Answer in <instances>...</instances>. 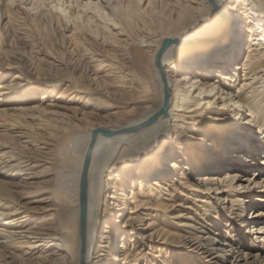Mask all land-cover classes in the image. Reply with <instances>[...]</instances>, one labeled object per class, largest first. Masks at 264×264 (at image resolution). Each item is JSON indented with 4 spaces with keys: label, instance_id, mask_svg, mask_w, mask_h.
Here are the masks:
<instances>
[{
    "label": "bare ground",
    "instance_id": "6f19581e",
    "mask_svg": "<svg viewBox=\"0 0 264 264\" xmlns=\"http://www.w3.org/2000/svg\"><path fill=\"white\" fill-rule=\"evenodd\" d=\"M40 1L0 3V264H264V0Z\"/></svg>",
    "mask_w": 264,
    "mask_h": 264
},
{
    "label": "rangeland",
    "instance_id": "374dc122",
    "mask_svg": "<svg viewBox=\"0 0 264 264\" xmlns=\"http://www.w3.org/2000/svg\"><path fill=\"white\" fill-rule=\"evenodd\" d=\"M4 1H6V2H8L7 4H10L12 7H14V10H15V12H17V11H19V9H21L20 7H23V5L24 6H29L30 7V9L32 10V12H34V13H36V14H38L39 12H42L43 11V4H42V2L40 1V0H0V3L1 2H4ZM56 3H58V4H63V0H54ZM5 2V3H6ZM15 2V3H14ZM26 4V5H25ZM24 29H26V27L24 28ZM27 30H29V31H27ZM26 31V33L24 34V36L26 35V37L29 35L30 37V40H40V36H39V34L38 33H36V32H34V31H32L31 29H27ZM30 30H31V32H30ZM22 33H23V31H21ZM34 32V33H33ZM28 34V35H27ZM32 35V36H31ZM33 35H35V36H33ZM33 37L35 38V39H33ZM38 38V39H37ZM57 47V48H56ZM55 47V50H56V52L58 53L59 52V54L58 55H60L61 57L62 56H64V53L63 52H65L64 50H62L61 48L59 49V45H57ZM9 48V47H8ZM10 49V48H9ZM63 51V52H62ZM9 52H11V54L12 55H15V56H17V57H19V58H21L22 56H21V54L23 53L22 51H20V50H18V49H16V48H11L10 50H9ZM26 56H28V55H26ZM236 65L238 64H241V62L238 60L236 63H235ZM48 70V69H47ZM53 73H55V74H57V75H59V76H61L63 73L62 72H53V70H50V74H53ZM54 74V75H55ZM3 83H5V82H3ZM38 87V86H37ZM63 90H64V88L62 89H60V92L59 93H61V92H63ZM42 96V94L40 93L37 97L38 98H40ZM59 99V95H57L55 98H52V99H50V98H47V94H45L44 95V98H43V100H42V103H44V105H52V107H54L55 109H57V110H61L63 113H69L70 112V110H69V108L71 107V105L69 104V102H68V100H66V99H64V100H58ZM41 101V100H40ZM9 108H12V107H9ZM111 112H119L116 108H114V109H112V111ZM103 116H105V115H103ZM45 132V131H44ZM161 139L162 138H160V137H158V138H156V140H153V139H151L150 141H149V143H147V144H141V145H139V149H142V151H145V152H150V151H152V150H154L155 149V147H156V144L158 143H160L161 142ZM157 141V142H156ZM170 147H171V145L170 144H166L165 145V147L163 148V147H161L162 148V150H160V151H158L157 152V154L158 155H161L162 156V154L163 155H165V154H167L168 152H170ZM65 164H67V161H66V163ZM69 164V163H68ZM128 173V172H127ZM198 177H200L199 175H196V174H194V175H192V178H190V183L192 184V185H194L195 186V184H197L196 182H197V178ZM69 196H70V199L71 198H73L72 200H74V196H73V193H70L69 194ZM174 227V226H173ZM172 229H174L172 232L173 233H176L175 231L178 229V228H172ZM180 236H185V235H187L186 233H182V232H180V234H179ZM182 238V237H181ZM185 240V239H184ZM186 258H190V257H186ZM190 259H192V261L193 262H195V260H194V258H190ZM196 263V262H195Z\"/></svg>",
    "mask_w": 264,
    "mask_h": 264
},
{
    "label": "water",
    "instance_id": "95a60500",
    "mask_svg": "<svg viewBox=\"0 0 264 264\" xmlns=\"http://www.w3.org/2000/svg\"><path fill=\"white\" fill-rule=\"evenodd\" d=\"M89 166V157L87 158L86 160V164H85V170H84V174H83V180H84V187H85V181H86V175H87V168ZM83 192H84V188H83ZM85 198L83 197V200ZM84 208H85V201L83 202V212H82V215H84Z\"/></svg>",
    "mask_w": 264,
    "mask_h": 264
}]
</instances>
